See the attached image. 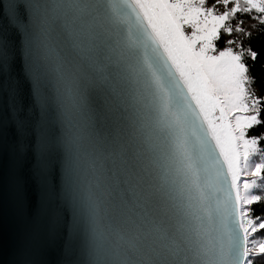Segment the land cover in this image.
Instances as JSON below:
<instances>
[{
	"label": "snow or ice",
	"instance_id": "snow-or-ice-1",
	"mask_svg": "<svg viewBox=\"0 0 264 264\" xmlns=\"http://www.w3.org/2000/svg\"><path fill=\"white\" fill-rule=\"evenodd\" d=\"M257 24L264 0H0V264H264Z\"/></svg>",
	"mask_w": 264,
	"mask_h": 264
},
{
	"label": "trees",
	"instance_id": "trees-1",
	"mask_svg": "<svg viewBox=\"0 0 264 264\" xmlns=\"http://www.w3.org/2000/svg\"><path fill=\"white\" fill-rule=\"evenodd\" d=\"M251 15H256L252 13ZM249 23H255L254 21H249ZM250 43V46L253 50L259 53L258 59L255 62V67L251 68V74L256 77L255 88L258 94L264 93V29H261L257 24V30L253 31L252 39L249 42L245 39L246 46ZM249 65H252V61L248 60ZM260 131V129H256ZM257 211L260 210V205L255 206Z\"/></svg>",
	"mask_w": 264,
	"mask_h": 264
},
{
	"label": "water",
	"instance_id": "water-1",
	"mask_svg": "<svg viewBox=\"0 0 264 264\" xmlns=\"http://www.w3.org/2000/svg\"><path fill=\"white\" fill-rule=\"evenodd\" d=\"M7 227V226H6Z\"/></svg>",
	"mask_w": 264,
	"mask_h": 264
}]
</instances>
